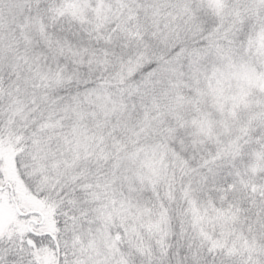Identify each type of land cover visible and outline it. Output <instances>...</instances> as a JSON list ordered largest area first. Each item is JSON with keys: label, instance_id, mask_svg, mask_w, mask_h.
Segmentation results:
<instances>
[{"label": "snow or ice", "instance_id": "1", "mask_svg": "<svg viewBox=\"0 0 264 264\" xmlns=\"http://www.w3.org/2000/svg\"><path fill=\"white\" fill-rule=\"evenodd\" d=\"M0 264H264V0H0Z\"/></svg>", "mask_w": 264, "mask_h": 264}]
</instances>
